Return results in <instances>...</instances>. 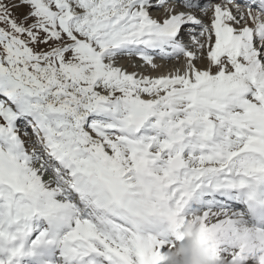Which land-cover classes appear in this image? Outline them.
Returning a JSON list of instances; mask_svg holds the SVG:
<instances>
[{
  "label": "snow or ice",
  "instance_id": "1",
  "mask_svg": "<svg viewBox=\"0 0 264 264\" xmlns=\"http://www.w3.org/2000/svg\"><path fill=\"white\" fill-rule=\"evenodd\" d=\"M0 264H264V0H0Z\"/></svg>",
  "mask_w": 264,
  "mask_h": 264
}]
</instances>
